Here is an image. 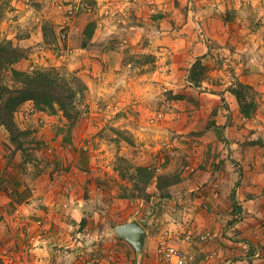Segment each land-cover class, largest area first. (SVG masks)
<instances>
[{"label": "rangeland", "instance_id": "rangeland-1", "mask_svg": "<svg viewBox=\"0 0 264 264\" xmlns=\"http://www.w3.org/2000/svg\"><path fill=\"white\" fill-rule=\"evenodd\" d=\"M157 1L159 3L126 0V5H123L115 0H0V41H12L29 50L28 57L12 67L30 73L37 69L60 67L58 71L78 93L74 105L76 111L80 112L69 134L70 122L62 112L50 115L36 110L37 113L26 117L20 114L21 110L36 109L33 103H26L15 115L22 130L33 132L25 141L28 146L26 153L16 150L7 130L0 125V195L4 193L12 198L15 187L19 186L20 189H31L32 195L38 199L44 198L41 191H59L62 206L66 203L71 206L73 195L80 196L81 201L92 199L89 214L93 217L91 220L85 218L87 224L91 223V231H87L91 240L87 248L80 247L84 251L81 264H85L86 256L97 259L98 264L101 257L110 258L111 264H138L136 250L113 235L116 226L129 218L139 220L148 231L147 248L142 255L146 254L150 263L156 259L155 244L161 227L170 218L178 217L184 209L190 210L195 220L199 216L217 214L214 206L204 198L218 192L219 199L225 201L218 215L222 214L225 224L220 232L221 238L231 245L228 246L230 251L227 255L237 249L236 255L242 251L249 256L259 254L262 258L264 0ZM58 3L64 7L79 6L78 13L67 27L68 39L65 42L60 39V23L66 13L58 9ZM174 6L180 8L179 11ZM191 10L197 15L200 10H205L206 14L203 18L194 15L190 20L185 12ZM93 21L97 25L95 34L105 37H100L98 41L104 42L106 48L121 49L119 51L124 53L121 61L128 69L126 74L130 78H137L138 84L141 81L143 84H153L145 91L133 92L136 95L134 102L123 112L129 113L126 118L117 117L121 112H116L114 116L117 118H113V122L109 119L108 123H105V117L100 121L101 116L107 113L104 110L108 106L99 107V110H103L97 115L93 109V87L89 91L84 80L88 77L82 78L78 74L80 70L67 67L73 62L76 41L82 42L81 31ZM48 22L57 32V41L62 45L57 44L53 56L41 48L43 41L40 35L39 39L33 38L34 30L40 31ZM131 26H144L147 32H138L141 33L140 41L126 47L123 37L128 33L124 31ZM174 30H178L177 38L197 36L192 43H201L203 47L199 46L197 57L191 52L180 57L175 75H171L173 71L168 67L174 63L171 58L174 55L171 40L176 38ZM181 31L183 34H179ZM27 36L32 37L24 40ZM190 44L187 43L185 47L182 43L178 45L185 50ZM150 45H155V54L145 52ZM68 49L74 53L67 54ZM205 49L208 52L203 54ZM91 53L88 55L91 56ZM141 55L155 58L146 64L145 58H139ZM198 59H202L206 69L204 80L196 87L189 82V75ZM58 60L67 65L55 66ZM122 62L120 69L116 70L118 73L125 72ZM12 67L2 73V81L14 88ZM162 68L166 69L163 71ZM147 71H150L151 77L155 74L154 80L144 79ZM157 71L160 73L157 74ZM169 76L174 78L169 79L171 82L166 85L164 80H169L164 78ZM89 79L93 82L94 77L90 76ZM239 83L251 86L247 90V99L256 103L251 117L241 113L237 98L230 92ZM98 103L104 105L105 101L98 100ZM158 113H163L164 118L152 124L151 119ZM94 118L98 121L93 122ZM90 119H93L92 122ZM210 122H216L221 134L207 129ZM130 126L135 130H131ZM118 132H124L132 142L125 140ZM68 137H71V142L66 141ZM121 158L128 162L121 161ZM138 166H152L157 174H180L183 181L171 189L172 197L168 199L161 198L156 181L147 189L151 195L147 201L123 199L124 187L130 183L121 179L118 169L132 168L131 173H134V168ZM69 177L79 180L80 186L76 192ZM66 187L70 189L69 196L65 195ZM232 189L243 191L241 194L247 197L246 201H255L248 213L242 212L239 221L242 225H230L237 219V215L231 212ZM5 207L11 210V215L14 213V203L10 202ZM206 231L213 235L207 240L208 243L220 237L216 229ZM198 258L196 256L194 259L198 261ZM200 260L202 258L199 263Z\"/></svg>", "mask_w": 264, "mask_h": 264}, {"label": "crops", "instance_id": "crops-1", "mask_svg": "<svg viewBox=\"0 0 264 264\" xmlns=\"http://www.w3.org/2000/svg\"><path fill=\"white\" fill-rule=\"evenodd\" d=\"M152 2L159 3L157 0H152ZM174 9L176 11H179L180 8L174 6ZM198 14L199 15L194 13L192 10L189 11L188 13L185 12V16H188V18L191 20V18H193L194 15L201 16V18H203V16L206 14V11L200 10ZM143 30L147 32V28L146 27L144 28V26H140V27L131 26L128 31H124L128 33L124 35L125 37H123V33L121 34L122 37L124 38L123 39L124 45H126V47H130L133 46L136 42L140 41L141 33L138 32H141ZM177 31L178 30L176 31L174 30V36L176 38L175 39L173 38L171 40L174 51V55H172L171 57L172 59H174V63L171 64L170 67H168L173 71L171 75H175V68L179 63L178 59L180 57L182 56L185 57L191 53H194V56L197 57L199 56L198 54V51L200 50L199 46L203 47L201 43L200 45L199 44L196 45L195 42L194 44L192 43L194 38L197 40V36L194 37L190 35L187 38H181L179 36L177 38L176 35L178 33ZM179 34H183L182 31ZM39 35L41 36L43 41V45L41 48L45 52L46 50H48L50 52L48 54H52L53 56L55 48H57L58 45L52 47L45 43V40H43L44 34L42 27L40 31L39 29L34 30L33 38L39 39ZM31 37L27 36L26 39L24 40H29ZM100 37L101 36L97 35L96 33L92 40V44L94 45L90 46L89 48L86 49L76 48V51L72 56L73 62L72 64H69L67 67L72 66L71 68L80 70L78 74L82 76V78L88 77L87 79L84 78V80L90 88L89 91H92L91 87H93V92H94V96H92L93 109L95 110L97 115L99 112H102L103 110V109L99 110V107L108 106V109L104 110V112L107 110L106 111L107 113L103 112L104 114L100 118V121L103 117L107 118V121L105 120V123H108L109 119L112 120L113 122L114 119L120 116L123 117V119L126 118L129 115V113L124 114L123 112H126V110L129 109L128 107L132 105V103L134 102V98L136 97V95L133 92L137 91L139 93L140 91H145L146 89L153 87L152 86L153 84H151V82L148 84L144 82L143 84V81H141L140 84H138L139 80L137 78H130L126 74V71H128V69L121 61L122 60L121 58H123L122 56L124 53L123 52L121 53V51H119L121 49L111 50L109 48H106L107 45L104 42L98 41L100 40ZM102 38L105 37H101V39ZM30 43H32V40H30ZM179 43H182L184 47L185 45H187V43H189L190 45L187 49L183 50L181 48L182 46L180 47L178 45ZM153 50H155V45H150L147 48V50H145V52H151L155 54ZM58 51L60 52L59 49ZM89 52L90 53L92 52L91 56H96V57H91L90 55H88ZM206 52L208 51H206L205 49L203 54H206ZM121 62L123 67L125 68L124 69L125 72L118 73L116 72V70L120 69ZM56 64L57 65L55 66H59V64H61L62 66L67 65V63L65 62L62 63L60 60H58ZM59 68L60 67H58V69ZM104 69L105 71H103ZM165 69L162 68L163 71ZM146 73L148 74L144 73L145 80H149L150 78L152 80L155 79L156 77L155 74H153L154 77H151L149 76L151 75L150 71H147ZM159 73L160 71H157V74ZM86 74H88L89 76H86ZM90 76L94 77L93 82L89 79ZM167 78L168 80L169 79L173 80L174 77L169 76V77H165L164 79ZM164 82L166 85H169L171 81L164 80ZM132 86H135L136 88H130ZM98 100L105 101V104L99 105ZM89 102L90 101L86 103L88 104ZM114 109H117L118 111H114ZM116 112L117 113L121 112V113H119V115H117L116 117V115L114 116ZM92 116L95 117L94 114ZM90 120L92 122L93 119ZM94 121H98V120H95L94 118L93 122ZM129 128L133 131L135 130L133 126H130ZM68 146L71 147V145ZM59 157L61 158V155ZM70 183L73 184L72 188L76 192L77 188L80 186L79 180H77V178H75V180H72V178H70ZM233 191L234 189H232V193ZM242 192L243 191L239 189L236 191V201L238 205L242 208L243 213H248L251 210L249 207L253 205L255 201L253 203L252 201H246L247 197L241 194ZM40 194L44 195L43 199H38L36 198V196H33L32 198H30L28 202H25L21 205L14 204L13 207L14 209H12L14 213H12V215L10 214L11 210H7V208L5 207L10 202L14 203L12 201L11 195L9 197L4 193L2 196L0 195V218H2V220L0 221V248L3 245H17L20 251L22 252L21 264H74V263L81 264L83 263L82 256L84 254V251L80 249V246L76 244V238H77V231L80 229L81 231H84L85 236L88 237L87 238L88 244L90 242L89 241L90 235L88 234V232L91 231L90 228L91 223L87 224L85 218L91 220V218L93 217L92 214H89L91 212L89 208L92 199L81 201L80 196L73 195L72 204L71 206H69L70 208L68 211L62 208L61 205L62 198L59 191H55V192L51 191L49 193V191L45 190V191H41ZM9 199L11 201H9ZM204 199L207 200V202H210L214 206L217 214H213V216L211 217L207 215L199 216L196 222L198 223L199 227L201 226L202 231H206L207 229H213V230L216 229V234L218 233L220 237L212 241L210 240L209 243L208 241L199 242L198 245L189 248L188 252L193 259L190 264H198L200 258H202V260H200L199 264H264V255L262 256V258H260L261 256L259 254L254 256H249L248 254H245L242 251H240L241 249L238 250L240 251L239 252L240 255L238 254L236 255L235 252L237 249L236 250L234 249L232 252L229 253V255H227L228 251H230L228 249V246L230 247L231 245H228L229 243L228 240H226L225 238H221L220 232L225 228V224L222 218V214L218 215V213L222 212L223 205L225 206V201L219 199L218 192H215L213 196H208ZM230 203H231L230 206H232L231 212H233V201ZM17 209L21 210L20 217L15 213ZM64 214H68L71 218L67 219V217H65ZM132 219L138 220L137 218L134 217V218H129L126 222ZM37 220L44 221V227L42 229H39L38 226L36 225L35 221ZM26 225H28L32 229L31 236L41 239L40 242L36 243V246H38V248L31 249V245L28 242V238L23 233V228ZM107 236H112V235H107ZM145 248H147L146 245ZM69 249H71V251H66ZM209 252H212L210 255L213 254V258L210 261L207 260V256ZM145 255L137 253L136 258H138V264H158L156 259H153L149 263ZM196 256L197 257L199 256L198 261L194 259ZM203 256L205 258H203ZM88 259L90 258L86 256L84 262L86 263ZM109 259L106 257H101L100 264H111Z\"/></svg>", "mask_w": 264, "mask_h": 264}, {"label": "trees", "instance_id": "trees-1", "mask_svg": "<svg viewBox=\"0 0 264 264\" xmlns=\"http://www.w3.org/2000/svg\"><path fill=\"white\" fill-rule=\"evenodd\" d=\"M42 28L46 44L52 47L59 44L57 41L58 34L53 29L51 23H46ZM96 28L95 21L88 23L84 30L81 31L80 39L83 38L81 44L76 41L75 46H73L82 49L89 48L92 45ZM28 54V49L17 46L12 41H0V125L7 130L11 142L16 146V150L23 151V153H26L28 150L25 141L33 132L22 130L15 119V115L26 103H33L36 110L50 115L62 112L64 117L70 122L68 128L69 134L72 133L73 127L80 117V112L76 111L77 109L74 105L78 93L72 86L73 84L63 77L58 69H37L30 73L12 67L21 59L27 58ZM139 58H145L146 61L144 63L147 64L153 62L155 57L141 55ZM11 67L15 83L14 88L5 85L2 81V73ZM205 69L206 67L202 59H198L193 64L189 75V82L193 86H200L204 80ZM250 88L251 86L249 85L239 83L236 87L230 89V92L238 100L241 113L246 117H251L252 113L256 110V103L247 99V90ZM81 90H84V88H81ZM207 129H213L216 133L221 134L220 127L216 122L208 123ZM118 134L122 135L125 140L132 142L124 132H118ZM66 141L71 142V137L66 138ZM252 144L256 143L253 142ZM123 160L125 159L121 158V161ZM124 162L127 163L128 161L125 160ZM131 169L124 167L118 169L121 179L127 180L130 183V185L124 187L125 193L122 196L123 199L137 198L147 201L151 197L147 189L154 181H156L161 198L168 199L172 197L171 189L183 181V177L180 174H157L156 169L152 166H138L134 168V173H131ZM32 196V191L28 187L20 189L19 186H16L14 195H12V201L14 204L21 205L29 201ZM232 201L233 214L237 215V219L230 225H236L241 220L243 212L236 201V189L232 193ZM163 228L164 225L160 230ZM95 261L98 262L97 259Z\"/></svg>", "mask_w": 264, "mask_h": 264}, {"label": "built area", "instance_id": "built-area-1", "mask_svg": "<svg viewBox=\"0 0 264 264\" xmlns=\"http://www.w3.org/2000/svg\"><path fill=\"white\" fill-rule=\"evenodd\" d=\"M118 4L126 5V0H115ZM58 9L65 11L66 16L63 22L60 23V39L62 42L67 41L68 32L67 27L70 26L71 20L75 18L78 13V5H70L64 7L58 3ZM67 54H73L74 52L66 51ZM66 54V55H67ZM31 111H20L22 115L26 117L31 113H37L36 109L31 108ZM164 118L163 113L156 114L152 119L151 123L156 124L158 121ZM41 122L43 120L41 119ZM188 169L190 167H187ZM65 195L69 196L70 189L66 187ZM64 205V204H63ZM64 210L69 211V204L66 203L62 206ZM205 209L208 210V206L205 205ZM190 210L184 209L180 212L178 217L170 218L164 225V228L160 231L156 238L155 244V255L158 264H190L192 262V257L190 256L188 249L196 246L199 242L207 241L212 238V233L210 231H202V229L197 225L196 220L193 218ZM15 213L20 217L21 210L17 209ZM65 217L71 218L68 214H64ZM39 229L44 227L43 220L35 221ZM32 229L26 225L23 228V233L27 236L28 242L31 245V249L38 248L36 243L40 242L41 239L31 236ZM85 232L80 229L77 231L76 244L80 247L87 248L88 242ZM33 244V246H32ZM90 248V247H89ZM91 250V249H90ZM22 252L17 245H4L0 248V264H21ZM213 258L212 255L207 256V260L210 261ZM85 264H98L95 259H88Z\"/></svg>", "mask_w": 264, "mask_h": 264}, {"label": "water", "instance_id": "water-1", "mask_svg": "<svg viewBox=\"0 0 264 264\" xmlns=\"http://www.w3.org/2000/svg\"><path fill=\"white\" fill-rule=\"evenodd\" d=\"M113 235H115L116 238L129 243L138 254H143L148 231L138 220L132 219L116 226L113 229Z\"/></svg>", "mask_w": 264, "mask_h": 264}]
</instances>
